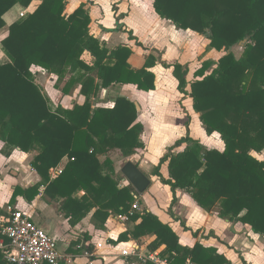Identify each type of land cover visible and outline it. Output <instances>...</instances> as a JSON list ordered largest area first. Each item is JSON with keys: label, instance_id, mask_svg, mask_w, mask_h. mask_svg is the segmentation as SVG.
I'll return each mask as SVG.
<instances>
[{"label": "trees", "instance_id": "16d2710c", "mask_svg": "<svg viewBox=\"0 0 264 264\" xmlns=\"http://www.w3.org/2000/svg\"><path fill=\"white\" fill-rule=\"evenodd\" d=\"M33 1L0 0V29L5 26L6 12L16 4L28 7ZM41 1L34 12L11 24L0 42L10 60L0 62L3 153L10 156L19 149L40 155L31 167L41 181L27 189L17 187L10 203L19 195L31 202L45 187V194L60 202L58 210L71 225L80 223L92 210H96L99 228L105 227L110 212L127 215L135 225L115 243L155 236L152 250L165 246L160 256L169 264L187 260L233 264L215 247L200 242L193 247L181 245L169 224L150 211L134 210L135 188L129 182L122 184L109 155L119 151L128 158L145 149L144 125L131 95H118L112 106L98 105L96 96L114 85L154 90L156 77L151 69L159 59L150 54L143 67L134 69L129 62L130 47L109 48L91 33L92 20L84 4L67 15L66 0ZM153 5L160 17L180 29L207 36L209 48L225 52L216 62L204 61L192 81L188 80V64L161 62L173 67L179 91L193 99L206 133L219 134L224 149L207 148L187 133L169 146L153 175L170 186L173 205L177 190H185L205 211L248 225L264 238V159L252 154L264 150V0H154ZM128 32L141 45L132 30ZM244 40L243 54L237 58L231 48ZM86 53L93 58L91 63L85 59ZM32 66L56 74L55 86L65 95L79 87L84 102L54 110L35 82ZM102 155H106L104 161ZM65 158L67 163L53 177V170ZM165 163L169 177L161 173ZM0 264H11L1 250Z\"/></svg>", "mask_w": 264, "mask_h": 264}, {"label": "crops", "instance_id": "0c3cea01", "mask_svg": "<svg viewBox=\"0 0 264 264\" xmlns=\"http://www.w3.org/2000/svg\"><path fill=\"white\" fill-rule=\"evenodd\" d=\"M41 2L34 0L28 7L16 4L6 12L3 16L5 26L0 29V42L8 35L11 24L26 13L34 12ZM82 4L86 6L91 16V33L104 41L109 48L130 47L133 52L129 62L134 69L143 67L150 54L159 59L157 65L151 69L156 77L154 90H140L133 84L114 85L102 90L95 99L98 105H104L102 102L105 100L109 102V105L105 106H112L118 95L129 93L140 107L139 121L144 125L142 140L146 148L126 158L125 163L132 161L137 164L151 180L148 190L140 198L141 209L152 212L162 222L169 224L179 235L180 244L184 246L193 247L200 242L205 246L217 248L233 264H264L262 236L253 233L248 225L223 219L217 212L205 211L185 190H177V201L173 205V192L170 186L163 184L158 176L153 175L155 166L169 146L177 139L185 137L187 133L207 148L214 144L216 134L209 136L205 128L202 129L200 113L195 111L193 99L189 95L183 96L179 91L173 67H165L161 63L188 64L190 69L188 80L192 81L199 56L205 51L196 45L202 43L201 35L192 30L180 29L173 22L160 17L154 9V0H66L65 14L73 13ZM128 30H132L141 45L130 38ZM209 43L210 41L208 45ZM208 50L209 53L216 51L209 47ZM9 61L0 47V62ZM40 68L37 66L31 68L36 74V83L41 89L49 92L53 99L62 96L64 108L69 109L75 103L84 102L85 97L82 95L78 100L74 99L73 95L76 92L65 95L55 86L56 80L51 74L48 77L47 73H39ZM195 126L197 130H194ZM222 142L221 140L217 149H224ZM3 148L4 143L0 141V225L9 217V207L28 212L33 221L57 241L60 252L65 256L62 264H139L136 257L126 258L116 247L124 249L130 243L136 242L142 252L159 254L165 248L162 246L158 250H152L150 244L155 236H145L140 242L130 239L115 243L121 233L135 225L129 218L121 220L120 214L110 212L104 228L95 225L96 210H92L77 225H71L69 219L58 210L60 202L52 200L45 194V187L41 188L40 194L33 201L29 202L25 196L19 195L11 204L17 187L27 189L41 181L40 174L31 167V162L38 152L15 149L10 156H6ZM114 152L109 155L118 174L116 159L112 157ZM262 153L263 155L252 152L257 158L264 159V150ZM20 157L27 159L24 167H20L19 160L15 161ZM105 158L106 155L101 156L102 161ZM67 161L68 159H64L53 171V177L57 176ZM161 173L164 177H169L168 163L162 165ZM126 180L122 176L123 185L129 182ZM81 194L83 192H80ZM199 229H202L201 232L197 236L194 235Z\"/></svg>", "mask_w": 264, "mask_h": 264}, {"label": "built area", "instance_id": "2783aa9c", "mask_svg": "<svg viewBox=\"0 0 264 264\" xmlns=\"http://www.w3.org/2000/svg\"><path fill=\"white\" fill-rule=\"evenodd\" d=\"M24 16V15H23ZM42 73L46 74L44 68ZM43 91V90H42ZM51 99L53 96L48 92ZM54 100V99H53ZM55 171V170H53ZM133 195L136 201L134 210H142L139 192L135 189ZM9 217L1 227L0 250L4 258L11 264H62L65 256L60 252L57 241L40 225L35 223L31 215L23 210L8 208ZM121 220L128 219L127 215L120 216ZM126 258L136 257L139 264L152 262L154 264H169L157 252H142L136 242L130 243L121 251ZM185 264H195L187 260Z\"/></svg>", "mask_w": 264, "mask_h": 264}, {"label": "rangeland", "instance_id": "374dc122", "mask_svg": "<svg viewBox=\"0 0 264 264\" xmlns=\"http://www.w3.org/2000/svg\"><path fill=\"white\" fill-rule=\"evenodd\" d=\"M201 35V37H202V43H200L199 42V40L197 41V42H199V43H196V45H198V46H201V49L202 50H205L204 52H202L201 54V56H199V61H198V63H197V67H196V69L197 68H199L202 64H203V62L204 61H207V60H211V61H218L224 54H225V52L224 51H218V50H216V51H214V52H212V53H209V50H208V47H209V45H208V42L210 41L209 40V38L207 37V36H205V35H202V34H200ZM246 41L247 40H244L243 42H241V43H238V44H236L235 46H233L232 48H231V51L234 53V55L238 58V57H241L242 56V54H243V51H244V46H245V43H246ZM207 45H208V47H207ZM206 49H207V51H206ZM85 59L88 61V62H92L93 61V58L90 56V54L89 53H86L85 54ZM39 71V73L41 74L42 72V69H39L38 70ZM47 71V70H46ZM211 71V70H210ZM209 71V72H210ZM33 73V76L35 77L36 76V74H34V72H32ZM50 74H51V76H52V78L53 79H55L56 80V82H55V84H57V80H58V76L56 75V74H53V73H50V72H48L47 71V76L49 77L50 76ZM68 78H69V76H67L65 79H64V81L63 82H61L60 83V85L62 86L64 83H65V81H67L68 80ZM36 82V81H35ZM38 84V83H37ZM42 90H43V93L47 96V98H49V100H50V105H51V107L54 109V110H56V109H58L59 107H62V108H64L63 107V103L61 102V100L63 99V97L62 96H60V97H57L56 96V94H55V97H57L56 98V100L54 99H51L50 98V96H49V94H48V92L44 89V88H42ZM74 90V91H73ZM72 90V92H76V94H74L73 95V97H75L74 99L75 100H78V98H80V95H82L81 93H80V89H79V87H77V88H75V89H73ZM99 94H100V92H99ZM99 94H98V96H99ZM126 94H128V95H130L129 93H126ZM83 96V95H82ZM98 96H96V98L95 99H97L98 98ZM102 97V96H101ZM103 97H105V96H103ZM60 98V99H59ZM82 99H83V97H82ZM115 101V100H114ZM59 102V103H58ZM76 102H78V101H76ZM104 105H109V102H107V101H105V100H103V102H102ZM66 109V108H65ZM198 126V125H197ZM199 127V126H198ZM202 127V129L204 130V127H203V125L201 126ZM194 130H197V127L195 126V128H194ZM215 140L213 141V143L214 144H212L213 146H211V148H216V147H218V145L220 144V142H221V139H220V135L219 134H216L215 136ZM223 143V142H222ZM185 146H182V148H184ZM182 148H180V149H182ZM256 153V152H255ZM259 154H262L263 155V153L261 152V153H259ZM38 156H40L39 154H37L35 157H34V159L35 158H38ZM112 157H114L115 159H116V165L118 166V170H119V172H118V176H120V177H122V176H124L123 175V173H122V171H121V169L123 168V166L125 165V160H126V158H124L123 156H122V154L119 152V151H115L113 154H112ZM33 159V160H34ZM65 159H68V158H65ZM19 160V165H20V167H24V165H26V161H27V159H25V158H19V159H17V160H15V161H18ZM63 162V161H62ZM125 177V176H124ZM127 182H128V180H126ZM124 183H125V181H124ZM142 197V194H140L139 193V199ZM139 203H140V201H139ZM140 206H141V203H140ZM236 222V221H235ZM201 230L202 229H199L197 232H196V236L198 235V233L199 232H201ZM204 233H208V231H204ZM211 234H214V233H212L211 232ZM176 235H177V240H178V242L180 243V237H179V235L176 233ZM182 245V244H181ZM184 246V245H183ZM186 247H190L189 245H185ZM116 249H119L120 251H122V249H123V247H116Z\"/></svg>", "mask_w": 264, "mask_h": 264}, {"label": "water", "instance_id": "95a60500", "mask_svg": "<svg viewBox=\"0 0 264 264\" xmlns=\"http://www.w3.org/2000/svg\"><path fill=\"white\" fill-rule=\"evenodd\" d=\"M136 105L139 110V105L137 103ZM121 171L129 183H131L140 194H143L148 190L151 180L137 164L132 161H127Z\"/></svg>", "mask_w": 264, "mask_h": 264}]
</instances>
